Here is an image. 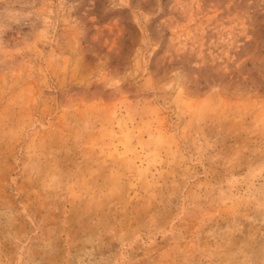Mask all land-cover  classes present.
Masks as SVG:
<instances>
[{"label":"rangeland","instance_id":"1","mask_svg":"<svg viewBox=\"0 0 264 264\" xmlns=\"http://www.w3.org/2000/svg\"><path fill=\"white\" fill-rule=\"evenodd\" d=\"M0 264H264V0H0Z\"/></svg>","mask_w":264,"mask_h":264}]
</instances>
